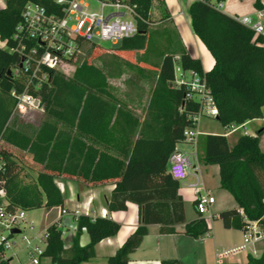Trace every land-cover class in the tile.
<instances>
[{
	"label": "trees",
	"instance_id": "obj_1",
	"mask_svg": "<svg viewBox=\"0 0 264 264\" xmlns=\"http://www.w3.org/2000/svg\"><path fill=\"white\" fill-rule=\"evenodd\" d=\"M109 1L129 3L137 17V32L118 42L117 48L137 51L150 47L158 55L152 89L126 67H122L120 85L116 84L105 65L88 58L69 74L49 69L48 82L38 90H30L40 98L44 109L38 125L12 118L16 104L12 91L23 92L30 73L21 65L23 51L11 50L17 45L14 33L27 3L40 4L60 16L64 15V6L56 0H6L0 8V39L5 42L0 47V140L8 160L0 187L4 182L8 208L27 211L63 207L57 177L91 184L114 183L108 209L125 210L126 202L133 201L143 220L108 258L109 264H129L131 253L148 232V224H160L162 233H175V225L185 222L179 181L168 173V161L177 142L183 139L184 130L196 126L192 116L198 102L188 97L185 85H174L176 62L183 71H194L205 78L218 108L214 120L226 129L231 124L263 118L264 39L214 6L223 0L194 1L189 9L193 30L215 60L214 66L205 71L201 60L184 48L176 57L171 50L175 42L172 30L151 28L156 18L163 22L170 17L164 0ZM263 4L264 0H255L254 6L261 9ZM132 90L130 97L127 92ZM148 95L142 119L138 105ZM225 132L199 136L204 145L202 160L219 166L221 187L233 195L243 213L227 209L213 214V218L221 219L226 228L243 230L248 222H257L264 231V151L259 147L264 127L255 136L240 135L233 146ZM16 152L32 159L37 171L34 183L24 182L23 165ZM76 224L69 249L64 247L61 230L55 224L47 227L43 256L51 258L52 264L88 261L95 257L96 244L115 236L121 227L111 218L85 214L78 216ZM209 230L202 214L185 226V233L195 238ZM83 231L90 237L85 246L79 244ZM178 263L176 259L161 261ZM247 264H264V250L259 256L250 254Z\"/></svg>",
	"mask_w": 264,
	"mask_h": 264
},
{
	"label": "built area",
	"instance_id": "obj_2",
	"mask_svg": "<svg viewBox=\"0 0 264 264\" xmlns=\"http://www.w3.org/2000/svg\"><path fill=\"white\" fill-rule=\"evenodd\" d=\"M64 6V15L50 13L40 4L29 2L22 12L21 21L16 26L14 39L17 45L11 50L23 51L21 65L30 70L26 86L23 92L12 94L16 97V104L12 118L28 121V118L43 113L40 98L30 92L38 90L49 80V69H60L65 74L72 72L82 63L86 57L88 47L101 46L100 42L110 41L118 43L124 38L131 37L137 32V17L134 6L123 1L93 0L99 5V10H92L88 0H56ZM218 9L222 7V1L214 3ZM234 18L242 24L250 27L255 35L264 39V4L263 8L256 9L250 15H235ZM264 44V40H263ZM179 57L178 55L176 56ZM14 73H17L15 70ZM174 85H185L189 91L188 97L198 102V110L192 116L195 127L184 130L183 139L177 142L169 156L168 173L177 181H185L190 175L191 169L196 170L194 159L196 151L189 154L184 150L186 144H196L201 134L199 129L204 118L214 119L218 115V108L212 96L211 90L204 77L194 71H183L180 64H175ZM31 123V122H30ZM241 125L231 124L225 130V135L241 129ZM8 168V160L4 146L0 140V177L5 175ZM196 175V209L199 214H209L210 206L215 198L203 187L198 186L200 177ZM0 187V262L11 264L12 259L18 256V252L8 254L7 251L18 247L17 241H12V235H22L23 249L27 251L29 264H40L41 256L47 243V228L38 229L34 220L26 217L21 208H8L9 202L6 188ZM78 212L61 210V217L55 223L61 230L62 236L68 230L77 229L76 219ZM210 217V216H208ZM206 218V217H205ZM19 229V233H13L12 229ZM32 234H25L24 231ZM264 238V231L257 222H248L244 229V241L241 245L230 249H224L217 253V258H223L230 254L244 250L249 244Z\"/></svg>",
	"mask_w": 264,
	"mask_h": 264
},
{
	"label": "crops",
	"instance_id": "obj_3",
	"mask_svg": "<svg viewBox=\"0 0 264 264\" xmlns=\"http://www.w3.org/2000/svg\"><path fill=\"white\" fill-rule=\"evenodd\" d=\"M194 1L196 0H164V7L167 9L170 17L167 20L160 22L161 30H172L175 33V37L172 36L175 39V42L173 46H171L172 49H170L176 56L180 54V48H184L192 56L199 58L202 62L203 69L208 71L214 66L215 60L207 47L193 30L189 9ZM5 2L6 0H0V8L5 6ZM246 2L249 5L251 4L252 8L240 7L241 4ZM254 3L255 0H223L220 10L231 16L250 15L256 10ZM237 7H240V9ZM159 11L160 9L158 8L157 12L159 13ZM229 11L234 12L231 13ZM148 99L138 105V113L142 119L145 117ZM214 122L217 121L215 120ZM251 122L254 121H247L244 124H241L244 131L240 135H253L249 134L244 128L246 123ZM210 123L211 121H205L203 123L202 120L199 129L203 134L225 132L211 130L209 128L211 126ZM261 128L262 127L259 129ZM240 135L235 138L236 141ZM226 136L228 138L229 134ZM200 142L203 143L201 137L198 138L196 144H186L183 148L189 154H192L196 151V146ZM230 146L233 145L230 144ZM203 155L204 145L202 157L199 158L197 155L196 160L194 159L193 161L196 165V170L192 168L188 178L185 181L179 182L178 193L183 198L185 222L175 225V233H162L160 231V224H148V232L144 236L141 244L133 253H131V260L129 261V264H161V261L164 259H176L179 262L178 264H247L248 256L250 254L258 256L255 252L256 248L254 247V245L258 242L257 241L249 244L242 251L230 254L223 258H217V253L219 251L237 247L243 243L244 230L226 228L221 219L213 218V214H217L227 209L236 208L239 209L241 213H243V210L239 208V205L233 195L221 187L219 166L206 164L202 160ZM194 171H198V175L200 177V183L198 186L203 187L213 196L214 191L217 192V196H215V200L211 204L210 212L208 214L211 221L206 219L210 230L197 238L189 236L185 233L186 223L198 218L199 216L195 202L197 192L196 185H192L196 182L197 178ZM204 171L205 174L203 173ZM56 183L63 193L64 205L63 207H53L51 209L43 207L50 212H55V214L53 218L47 222V224H41V229L47 228L51 224L55 223V221L61 217V210L63 208L68 209L70 212L77 211L78 215L85 214L92 218L108 217L117 221L121 225L118 233L115 236L102 239L98 242L95 246V257L89 259L88 261L79 263L109 264L108 258L116 253L117 249L125 242L127 237L135 232L143 221L138 204L133 201H127V208L125 210L110 211L108 209V204L115 187L114 183L91 184L63 177H57ZM75 234V230H68L66 234L62 236L65 249H69L72 246ZM64 236H66V239ZM89 241L90 237L88 233L83 231L79 237V244L81 246H85L89 243Z\"/></svg>",
	"mask_w": 264,
	"mask_h": 264
},
{
	"label": "rangeland",
	"instance_id": "obj_4",
	"mask_svg": "<svg viewBox=\"0 0 264 264\" xmlns=\"http://www.w3.org/2000/svg\"><path fill=\"white\" fill-rule=\"evenodd\" d=\"M88 2L92 10H99L98 3H96L93 0H88ZM240 7L241 8H246V7L252 8V5L251 4L249 5L246 2V3L241 4ZM240 7H237V8L240 9ZM229 12L232 13L234 11H229ZM238 14H241V13H238ZM154 18H156V16H154ZM151 28L153 30H161V24L158 21V18H156V20L151 24ZM100 44L101 46L97 45L96 47H92V48L88 47L87 48L88 53H87L86 58L90 59L93 62L101 63L105 65L110 70L112 77H113V81L116 84L120 85V82L122 80L121 70H122V67H126L136 72L140 80L142 81V83L149 90L152 89L155 83V80H156V69L158 68L157 65H158L159 58H158L157 53L153 52L150 47L144 50L123 51L117 48L118 43L114 44L110 41H103V42H100ZM4 46H5V42L0 39V47H4ZM133 92L134 91L132 90L131 92H127V93L130 97H132ZM148 97L149 95L147 96L146 99H148ZM42 118H43V113H37L29 117L28 121H30L31 124L33 125H38L40 121L42 120ZM205 121H211L210 123L211 126L209 127L211 130L217 131V132L225 131V129L219 123L214 122L215 121L214 119L204 118L203 123ZM253 121L254 122L246 123L244 125L245 130L249 134H253L251 136L257 135L259 128L264 127V114H263V118L254 119ZM243 131L244 129L241 128L239 131L228 133L229 143L231 145H234V143H236L235 138L238 135L242 134ZM259 147L261 150L264 151V134L260 138ZM202 151H203V143L200 142L196 146V152L199 158L202 157ZM16 155L20 159L19 161L22 162L21 164L23 165L21 175L24 179V182L34 183L36 175H37V171H36V168H33L35 165L32 159L30 158V156L22 152H16ZM203 173L205 174V171ZM213 194L215 198V196H217V192L214 191ZM54 214L55 212H50L43 207L25 211L26 217L30 220L31 219L34 220L36 227H38V229H41V224H44V225L47 224V222H49L53 218ZM203 216L206 217V219H208L209 221H211L207 213H205ZM24 233L27 235L32 234L31 231H28V230L24 231ZM64 237L66 239V236ZM11 238H12V241H17L19 245L18 247H15L7 251L8 254H12L14 251L18 252V256H15L13 258L11 264H29L30 260L27 255V251L23 249L22 235H19V234L12 235ZM254 247L253 248L255 249V252L259 256L264 248V238L258 241L254 245ZM251 250H252V247H251ZM40 264H51V259L49 257L42 255Z\"/></svg>",
	"mask_w": 264,
	"mask_h": 264
},
{
	"label": "water",
	"instance_id": "obj_5",
	"mask_svg": "<svg viewBox=\"0 0 264 264\" xmlns=\"http://www.w3.org/2000/svg\"><path fill=\"white\" fill-rule=\"evenodd\" d=\"M8 74H11V70L8 71ZM12 232H13V233H19L20 230L17 229V228H15V229H12Z\"/></svg>",
	"mask_w": 264,
	"mask_h": 264
}]
</instances>
